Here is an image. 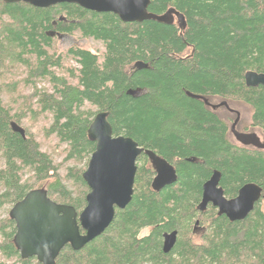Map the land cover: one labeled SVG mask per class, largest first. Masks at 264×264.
<instances>
[{
  "label": "trees",
  "instance_id": "16d2710c",
  "mask_svg": "<svg viewBox=\"0 0 264 264\" xmlns=\"http://www.w3.org/2000/svg\"><path fill=\"white\" fill-rule=\"evenodd\" d=\"M2 5L16 25L0 24V67L8 61L23 64L29 68V83L52 84V92L41 96L40 112L52 115L48 136L68 145V158L90 161L96 143L88 130L96 115L106 112L115 137L132 138L178 174L175 184L157 192L154 167L148 157H139L129 206L116 210L107 231L82 250L66 246L56 264H264V149L232 144L228 124L207 103L219 98L248 105L252 128L264 136V88L245 83L247 72L264 73V0H152L149 13L161 16L175 9L185 17L183 32L177 21L124 23L113 13L75 4L47 9ZM54 29L101 40L105 54L70 49L67 54L78 70L59 76L55 70L65 67V58L51 52L53 40L46 34ZM138 62L148 69L135 68ZM1 93L0 87V153L5 160L0 206H14L38 190L22 179L29 170L50 199L80 215L90 192L84 171L75 174L82 192L74 198L52 158L22 126V116L4 105ZM13 124L25 130L26 138ZM214 171L221 173L220 187L228 199L249 183L262 188L261 201L244 221L230 222L211 205L198 210L203 186ZM146 229L150 233L141 236ZM196 229L204 233L197 243ZM16 231L10 217L0 220V264H8L3 259L41 264L36 258L22 259L14 244ZM174 231L178 242L165 254L163 236Z\"/></svg>",
  "mask_w": 264,
  "mask_h": 264
},
{
  "label": "water",
  "instance_id": "95a60500",
  "mask_svg": "<svg viewBox=\"0 0 264 264\" xmlns=\"http://www.w3.org/2000/svg\"><path fill=\"white\" fill-rule=\"evenodd\" d=\"M8 3L25 2L35 8L47 9L59 4H75L96 13H113L124 23L157 21L172 25L177 23L183 32L185 17L175 9L156 16L148 12L152 0H4ZM138 70L148 69V64L138 62ZM249 88H264V73L249 71L245 75ZM135 95V92H129ZM212 108L210 102H207ZM109 114L96 115L88 130L89 139L96 143V149L83 173V179L90 192L87 205L80 215L75 208L50 199L46 189L33 190L17 203L9 217L16 223L14 244L22 259L36 258L41 264H56L66 246L80 251L102 236L115 219L116 210L126 209L134 195L135 179L138 171L137 160L148 156L156 176L152 187L160 192L178 181L173 165L151 150H144L130 137L113 135L108 121ZM15 132L26 138L25 130L13 124ZM240 134H236L238 140ZM245 135V134H241ZM264 149V144L257 147ZM197 162V160H189ZM221 173L214 171L203 186V199L198 210L205 212L211 205L218 209L219 215L226 216L230 222L244 221L262 199V188L254 183L243 186L238 196L228 199L220 187ZM199 222H196V227ZM83 231V232H82ZM178 242V232L165 233L163 252L169 254Z\"/></svg>",
  "mask_w": 264,
  "mask_h": 264
},
{
  "label": "rangeland",
  "instance_id": "374dc122",
  "mask_svg": "<svg viewBox=\"0 0 264 264\" xmlns=\"http://www.w3.org/2000/svg\"><path fill=\"white\" fill-rule=\"evenodd\" d=\"M0 24L16 25V21L11 20V18L5 14L1 1ZM70 49L89 50L100 57H103L105 54V47L102 42L92 38H85L80 32H76L70 36H64L63 39L55 38L53 39L51 52L62 54L65 58V67L55 70L56 74L59 76L69 77L71 70H73V72L78 70V64L75 59L67 54ZM29 77L30 72L26 65L8 61L3 68L0 67V87L2 89L1 98L3 103L9 110H12L14 115L22 116V126L25 127L39 143L42 152L48 154L52 158L54 164L57 166L62 183L72 192L74 198L79 197L82 188L76 182L75 174H78L80 171L85 172L88 168L89 161L68 158V145L60 144L55 135L48 136V129L53 123V117L50 113L40 112L42 107L39 101L42 94L52 92V84L46 80H36L32 85V83L28 82ZM211 104L215 106V111L220 118L228 124L229 140L232 144L238 147L262 146L264 141L263 134L259 129L252 128L253 110L251 107L240 101L221 100L219 98H212ZM87 109H90V106H87ZM91 111L95 113L97 109L92 107ZM245 132L247 134H245ZM236 134H240L238 136L239 140ZM0 169H5V160L1 153ZM22 179L29 187L34 189H42L44 186L40 185L34 173L29 170L23 173ZM4 191L5 189L0 183V195H2ZM262 206L264 209V203ZM12 208L13 206L10 204L1 205L0 220L9 217ZM208 225V223L204 222L201 226L207 229ZM149 233L150 229H146L142 232L141 236H146ZM203 234V230H196L193 234V241L196 243L200 242ZM3 260L8 264H14L15 262L13 259Z\"/></svg>",
  "mask_w": 264,
  "mask_h": 264
},
{
  "label": "flooded vegetation",
  "instance_id": "af4514ba",
  "mask_svg": "<svg viewBox=\"0 0 264 264\" xmlns=\"http://www.w3.org/2000/svg\"><path fill=\"white\" fill-rule=\"evenodd\" d=\"M1 1V3H3V4H5V5H19V4H25V5H28V6H30V7H33L32 5H30V4H28V3H25V2H19V3H8V2H6V1H4V0H0ZM100 14V13H99ZM61 19V18H60ZM46 34H47V36H50L51 38H52V40L53 39H55V38H59V39H63L64 38V36H69L68 34H65V33H61V32H59L57 29H54V30H51V31H47L46 32ZM92 39H94V40H97L96 38H92ZM97 41H101V40H97ZM213 107H215V106H213ZM214 109V108H213ZM215 110V109H214ZM145 150V149H144ZM143 155H145V154H142L141 156H143ZM140 156V157H141ZM146 156V155H145ZM146 157H148V156H146ZM149 159V158H148ZM151 162V161H150ZM152 164V163H151ZM153 166V165H152ZM155 170V169H154ZM156 172V171H155ZM16 205V204H15ZM14 205V206H15ZM13 206V207H14ZM210 207V206H209ZM208 207V208H209ZM208 210V209H207ZM206 210V211H207ZM218 210V209H217ZM197 230V229H196Z\"/></svg>",
  "mask_w": 264,
  "mask_h": 264
},
{
  "label": "bare ground",
  "instance_id": "6f19581e",
  "mask_svg": "<svg viewBox=\"0 0 264 264\" xmlns=\"http://www.w3.org/2000/svg\"><path fill=\"white\" fill-rule=\"evenodd\" d=\"M60 20H63V18H61ZM246 83V82H245ZM202 199H203V194H202ZM201 202H202V200H201ZM201 202H200V204H201ZM199 204V205H200ZM199 207V206H198ZM201 212V211H200ZM218 214H219V212H218ZM221 216V215H220Z\"/></svg>",
  "mask_w": 264,
  "mask_h": 264
}]
</instances>
